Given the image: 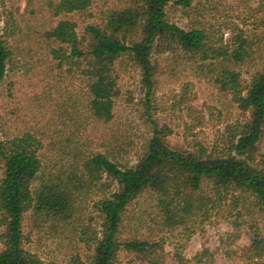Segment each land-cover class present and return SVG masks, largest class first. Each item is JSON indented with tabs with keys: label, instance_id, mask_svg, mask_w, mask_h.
Returning a JSON list of instances; mask_svg holds the SVG:
<instances>
[{
	"label": "trees",
	"instance_id": "trees-1",
	"mask_svg": "<svg viewBox=\"0 0 264 264\" xmlns=\"http://www.w3.org/2000/svg\"><path fill=\"white\" fill-rule=\"evenodd\" d=\"M4 0H0L1 7ZM100 9V21L89 17L92 0H27L19 19L0 8V85L9 71L31 70L45 95L32 110L50 100V119L57 124L42 141L31 129L0 131V264L45 263L24 247L23 222L52 234L83 241L89 264H113L124 249L145 264H164V235L173 229L190 234L208 211L230 199L235 224H246L250 244L241 249L246 260L264 255V0L249 9L250 26L235 24L223 40L201 23L180 26L169 8H189L191 0H116ZM180 51L188 61L212 72L218 89L245 114L234 123L226 149L171 145V129L151 114L157 65L153 53ZM19 56V57H17ZM131 62L140 74L145 115L151 133L133 164L89 149L80 132L91 122L108 124L114 115L118 68ZM32 63V64H31ZM19 68V67H18ZM250 70L244 87L242 70ZM65 72L62 74L61 72ZM78 79V86L74 80ZM41 93V94H42ZM39 104V105H38ZM42 114V113H41ZM52 134V135H51ZM53 134L55 136H53ZM105 141V140H104ZM143 192L153 195L150 235L121 239L122 214ZM93 195L95 197H93ZM87 207H90L88 209ZM230 211V212H231ZM159 236V237H158ZM78 255L69 264H77ZM213 251L203 247L191 260L175 251V264H212Z\"/></svg>",
	"mask_w": 264,
	"mask_h": 264
},
{
	"label": "rangeland",
	"instance_id": "rangeland-1",
	"mask_svg": "<svg viewBox=\"0 0 264 264\" xmlns=\"http://www.w3.org/2000/svg\"><path fill=\"white\" fill-rule=\"evenodd\" d=\"M254 1L191 0L189 8L170 7L168 17L184 27L201 23L212 32L219 31L216 32L217 36L221 35L225 40L229 35L228 28L233 25L244 22L247 27L250 26L248 16L252 11L249 7ZM116 2L92 0V14L89 17L82 15L77 19L78 23L99 22L98 11ZM1 4L3 6L0 5V8L11 10L16 19L26 14L27 0H4ZM20 59L17 63L19 68L9 71L0 85V131L11 134L31 129L45 141L50 138L48 128L52 129L58 123L56 113L50 119V100L37 109L29 108L42 102L45 95L38 88L40 82H35L32 77L34 65L31 63L32 69L25 70ZM152 59L157 65V72L151 114L160 125L170 127L168 142L187 149H196L199 145L208 150L226 149L233 124L244 119L245 114L229 94L221 92L214 84L212 72H208V68L199 65V62L188 61L186 54L180 51L154 52ZM125 63L118 68V92L112 121L108 124L90 122L80 132V137L87 140L84 142L89 149L104 151L101 144L105 142L115 160L130 165L136 161L149 138L151 127L145 115L144 90L139 71L131 62ZM249 72L244 69L241 72L242 87L249 78ZM78 82V79L74 80L76 86ZM259 148H264V137L260 140ZM153 203L152 193L143 192L126 206L119 229L121 239L134 233L150 235L148 227H154L149 220ZM230 206L228 198L220 209H212L205 216H200L197 219L199 222H196L197 228L190 234L178 229L160 232L159 236L164 235L162 248L167 253L164 264H175L173 258L176 250L185 259L191 260L193 254L203 247L213 251L212 264H264V255L252 260L242 256L241 249L250 244V231L246 224H235ZM258 226L260 232L264 233V222L260 221ZM1 229L0 226V233ZM23 232L26 236L24 247L36 253L45 263L69 264L70 258L78 255L77 264H89L87 257L91 250L83 241H70L52 234L45 227L35 225L28 215L23 222ZM113 264L145 263L134 254L120 249Z\"/></svg>",
	"mask_w": 264,
	"mask_h": 264
}]
</instances>
